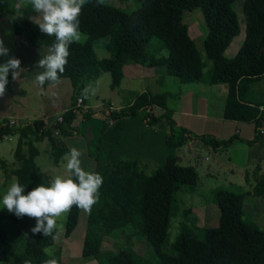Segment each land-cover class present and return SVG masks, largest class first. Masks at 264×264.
<instances>
[{"label": "trees", "instance_id": "1", "mask_svg": "<svg viewBox=\"0 0 264 264\" xmlns=\"http://www.w3.org/2000/svg\"><path fill=\"white\" fill-rule=\"evenodd\" d=\"M138 7L127 12L102 0L73 2L62 8L52 22L62 29L87 36L84 43L51 33L33 21L16 15L12 21L15 35L27 40L36 48L48 47L63 51L62 57L51 62L49 83L69 79L73 88L82 89L102 73L111 76L110 88L122 80L125 65L137 64L147 68L162 67L166 74L183 84L205 83L228 86L224 118L239 122L264 125V102L258 99L259 83L264 82V0H244L245 38L233 58L225 57L232 41L240 34L236 0H132ZM199 9L207 34L203 42L206 60L210 63L204 76L206 63L191 39L184 23L185 11ZM106 40L109 58L98 59L94 44ZM152 40H157L167 51V57H155L149 50ZM11 84V76L0 75V90ZM257 92V93H256ZM166 94H142L134 103L118 112H109L105 132L99 140L107 146L111 169H96L92 200L88 207L86 230L81 256L95 258L99 264H138L130 250L102 251L104 239L131 224L153 247L156 264H264V230L244 211L245 197L249 192L218 188L213 193L219 212L218 225L204 231L202 238L196 228L182 225L172 244L174 255L162 251L170 225L172 195L182 186L195 185L197 172L192 166H181L171 152L163 165L151 176L139 171L136 163L117 160L122 139L124 118L141 117L147 125L163 123L168 133L165 143L172 151L184 146L191 138L187 131L176 126L166 111L154 116L153 108H166ZM260 108H263L261 111ZM73 110L65 112L62 123L46 125L34 121L16 128L0 125V141L4 136H18L15 158L19 165L14 171L17 188L9 194L0 208V264H62L59 253L52 256L46 249L54 245L55 232L40 219L34 229L20 235L18 246L9 243V226L17 222L25 209L47 199L51 180L35 162L38 150L33 142L47 140L54 152V160L66 154L58 148L54 132L66 136L76 120ZM260 128V127H259ZM195 138L212 148L227 147L228 142L217 143L207 136ZM27 150L23 152V147ZM71 190L66 216L64 237L76 229L83 207L81 181L77 163L71 162ZM252 194L264 203V176L252 189ZM1 200V197H0Z\"/></svg>", "mask_w": 264, "mask_h": 264}, {"label": "crops", "instance_id": "2", "mask_svg": "<svg viewBox=\"0 0 264 264\" xmlns=\"http://www.w3.org/2000/svg\"><path fill=\"white\" fill-rule=\"evenodd\" d=\"M79 1L80 0H77L76 2ZM37 4L39 7L35 8L31 6L32 9L30 15L29 17L25 18L40 25L46 18L43 15V12L54 11L55 9L54 13L49 18L50 22L53 24L52 18L62 8L60 10L57 9L54 6L52 0H41L40 3ZM37 11H40L41 13L37 15ZM26 41L27 40L24 38L15 35L13 42L16 45V63L19 65L14 74H2L11 76V84L8 89L0 90V122L6 121L8 119H14L16 121V126L29 124L34 121H42L46 125H52L55 123L58 117H62V115L69 110H73L77 115L76 120L70 125V134L63 136L59 133H54V138L58 144V148L65 150L66 154L62 155L56 163L54 160V152L49 142L47 140L40 142L35 141L33 142V146L38 150V155L35 158L36 164L40 158L41 163H56V165L52 166H58L60 169L65 166L67 171V164L70 163L69 169L71 170L72 160L74 159L77 164L81 163L79 157L83 155L84 159L82 163L88 162L91 166V163H96L97 161L90 158L88 151L89 143L83 132L81 134L82 138L78 137V131L81 130V124L83 125L87 121L89 122L91 119H97L98 121L100 119L103 120V125L101 123V129L95 133L97 137L91 138L93 144H96L98 147V144H100L99 140L105 132L106 123L108 125L110 124V126L112 123L107 122L106 119L109 108L111 109L109 112L115 113L124 108L130 107L134 103L135 99L142 94H166V108L160 109L156 107V109L161 111L159 115L167 111L176 126L185 129L187 131V135L191 136L188 142L182 146L184 147V150L181 151V153L176 155L174 153L175 150L173 153L178 158V163L183 160L186 163H189L187 166H192L195 168L198 175L196 184L199 182V180H202L201 184H204V182L207 180L215 178L217 174L220 173L224 175L223 173H225V183L227 181L232 182L236 179H239L240 182H238V184L241 187L246 188L248 184L246 192H249V195L246 196L245 199L251 196V202H254L255 200L259 202L261 197L257 198L259 196L253 195L252 189L259 179L264 176V134H259V127L261 128L262 125L256 126L254 121L239 122L224 118L225 106L228 96L227 85L226 87H221L220 84L208 86H206L205 83L186 84L187 87H182L184 88L183 90H187V92L183 93L184 96L169 92L158 93L156 86H152L153 91L150 90V86L152 84L158 85L161 80V74H166L164 68L157 67L151 70V68L143 67L137 64H128L123 68L122 79L124 76L132 79L137 76L141 82L142 80L152 82L150 85L146 83L143 86L141 85L139 91L134 93V98H132V100L129 102L122 103L121 100L118 99V87L121 85V83L116 88H110L109 90V99L113 104L110 101H107L108 103L100 101V103L96 102L94 104L89 102V99L93 98V96H87L90 94V91L93 92L95 87H97V80L102 77L103 74H105L102 73L94 81L85 84L82 89L79 88L76 90L71 84L72 98L70 104H67L60 97L53 96L54 94L50 93L47 94L46 90V88L50 87L51 85L53 86L59 84L61 82L60 80L66 79H59L56 83L48 82L52 71L50 63L58 61L62 57L63 51L48 47H34L35 50H33L27 47ZM42 75H48V79L44 80ZM178 82L180 81L178 80ZM176 84L177 89L183 85V83H181V85H179V83ZM13 86H17L20 90L13 89ZM205 94H210L209 100L204 97ZM78 98L83 100L82 105H77ZM170 98L178 99L179 101V104L171 109H169L167 106V101ZM97 99L98 98L95 100ZM216 104H218L220 108L219 116L214 115L212 112V110L217 112L216 109L218 106ZM260 109L261 111L263 110V108ZM91 124L92 123H88V125L83 129L86 135L94 133V128ZM119 124L122 127V139L121 144L118 147L119 151L116 158L117 160L115 161H121L123 163H136L140 172L146 176H151L156 171H153V169L158 167V164H161L162 161L165 162L166 158L171 153L169 152L163 160L164 151L162 147L163 144L166 145V135L162 136V134L167 133V127L163 123H161L160 126L158 124L155 125L159 131H162L161 134L153 130L151 126L147 125L146 121L141 117L124 118L119 121ZM151 130L153 132H151ZM196 136H207L213 138L217 141V143H219V145L221 143L228 142L231 139L232 142L227 147L219 146L217 148H212L210 145H207L195 138ZM11 137H15L16 142L12 153L13 160H11L10 163H19L14 155L19 140L18 136H4L0 143L9 140ZM204 149L212 151L216 155L213 162H210L212 163L210 165L202 164L201 162L197 161L196 157L198 156L199 151ZM26 150L27 148L24 146L23 152ZM46 151L49 152L50 161L47 159ZM161 151L162 154H160ZM224 152L228 154L226 155V159H223L221 156ZM100 154H102V156L107 159L106 162L110 161L109 157L107 156V151L103 147H101ZM101 160L103 159L101 158ZM0 161H2V163H6L1 157ZM204 161L208 162V158H205ZM223 163L233 164L225 167ZM92 167L93 171H95L94 169L96 166L93 165ZM146 168L150 169L149 171H153V173L151 175H147L146 173L148 171L145 170ZM200 173L202 174L201 176ZM45 174L49 176L51 185L53 186L55 181L53 182L50 172H46ZM214 189H211V191L213 192ZM87 216L88 212L86 214V224Z\"/></svg>", "mask_w": 264, "mask_h": 264}, {"label": "rangeland", "instance_id": "3", "mask_svg": "<svg viewBox=\"0 0 264 264\" xmlns=\"http://www.w3.org/2000/svg\"><path fill=\"white\" fill-rule=\"evenodd\" d=\"M40 1L41 0H0V75L9 73L14 74L19 65L18 63H16V45L13 42L15 38V35L12 32L13 17L16 15L29 17L32 9L31 6L38 8L39 6L37 3H40ZM52 1L54 3V6L60 10L61 8H64L68 4L76 2L77 0ZM83 1L84 0H80L79 2L82 3ZM102 1L106 4L117 6L127 12H132L138 7V4L132 0ZM243 2L244 0H236L234 5V9L239 19L240 34L232 41L231 45L226 50L225 57L227 58H233L236 55L245 37L246 24L242 8ZM54 11L43 12V15L46 18L40 25L45 30L80 43H84L87 40V36L84 34L60 29L57 28L58 26L55 27L56 25H53L49 20ZM40 13V11H37V15H39ZM183 20L184 23L188 26L189 35L194 41L197 49L199 50L202 61L206 63V68L204 69L203 73L204 76H207L211 65L206 60L203 51V42L207 34V26L204 23L202 13L199 9H195L191 12L185 11L183 14ZM106 43L107 41L104 39L98 41L94 45V51L100 60L110 57V54L106 49ZM26 45L28 48L35 50V48H32V46L27 41ZM149 50L155 55V57H167L168 55L167 51L157 40H152L149 46ZM153 69L154 68H151V70ZM48 75H42L44 80L48 79ZM60 81L61 82L59 84L53 86L51 85L50 87L46 88L47 94H54L53 96H58L67 104H70L72 98L71 83L69 82V79H62ZM111 82L112 80L110 74H103L102 77L97 80V87H95V90L93 92H89L90 94L87 97L93 96V98L89 99V102L93 104L96 102L100 103V101L108 103L107 101H110L109 90ZM145 83L150 85L152 82L143 80L141 82L137 78V76L133 79L124 76L121 80V85L118 87V99L121 100L122 103L129 102L130 100H132V98H134V93H137L141 85L143 86ZM176 83H179V85H181V83L178 82L177 78L168 76L166 74H161V80L158 85L152 84L150 86V90L153 91L152 86H156V90L158 93L169 92L184 96L183 93L187 92V90H183L184 88L182 87H187V85L183 84L179 89H177ZM220 85L221 87H226V85L224 84ZM206 86H208V84H206ZM13 89L20 90L17 86H13ZM257 89L260 90L259 93L256 92L257 94H259L258 99L264 102V82L259 83ZM209 95L210 94H205L204 97L209 100ZM96 98L98 99L95 100ZM110 102L112 103V101ZM177 104H179L178 99L170 98L167 101V106L169 109L174 108L175 106H177ZM216 105L218 106V108L216 109L217 112L215 110H212V112L214 115L219 116L220 108L218 104ZM153 109L152 114L154 116H159L161 111L156 108ZM88 123H92L91 125L94 128V133L90 135H86L85 131H83ZM101 123L103 125L102 119H100L99 121L97 119H91L89 120V122L87 121L83 125L81 124V130L78 131V137L82 138L81 134L83 132L84 136L87 138V141L89 143L88 151L90 154V158L96 160L97 162L91 163L90 166L88 162L82 163L84 159L83 155L79 157L81 163L77 164V168L82 181L81 198L83 207L80 212L78 225L70 235V237H64L69 195L71 190V170L69 169L70 163L67 164L68 168L66 171L65 166L60 169L58 166H52L56 165V163H41V159L39 158L37 163L38 166L45 173L50 172L52 180L53 182H55L53 186H51L52 188H50V190L47 192V199H45L44 202L28 206L19 220L9 226L10 244L18 246L20 243H17V241L20 240V235L23 236L27 232L33 230L35 223L38 220L45 219L47 221V227L55 232L54 245L46 249V253L48 255L52 256L56 253H59L62 264H99L98 260H96L95 258H84L81 256V245L86 229V214L88 212L89 204L92 200L95 171L96 169L98 170L100 168L107 171H110L111 169V161L106 162L107 159L104 158L102 154H100L101 147L106 150L107 146L98 144V149L97 145L93 144V142L91 141L92 137H97L95 133L101 129ZM151 128L162 134V131H159L157 127L151 126ZM151 132L153 131L151 130ZM166 132L168 133V130ZM167 133L162 134V136H165ZM15 142L16 138L11 137L9 138V140L0 143V157L6 162L2 163V161H0V208H2L7 202L9 194L14 192L17 188V180L15 178L14 171L18 167L19 163H17L16 161V163H10L11 160H13L12 153L14 150ZM162 148L164 151V160L165 156L169 152L173 151L170 150L169 147H167L165 144H163ZM183 150L184 147H181L176 149L174 153L178 155ZM160 154H162V151L160 152ZM226 155L228 154L224 152L221 156L223 159H226ZM46 156L50 161L48 151H46ZM215 156L216 155L212 151L204 149L199 151V154L196 158L197 161L201 162L202 164L210 165L212 164L210 162H213ZM101 158L103 160H101ZM205 158H208V162L204 161ZM163 163L164 161H162L161 164H158V167H155L153 171L159 168V166H162ZM179 164L181 166H187V164L189 163H186L182 160ZM232 164L233 163H223L225 167ZM93 165L96 166V168L94 169L95 171H93ZM145 170L148 171L146 173L147 175H151L153 173V171H149L150 169L146 168ZM223 174L224 175L220 173L217 174L215 178L207 180L206 182H204V184H201L202 180H199V182L195 185L182 186L177 192L172 195L168 236L165 244L162 247V251L164 253L168 255L175 254L172 249V244L176 240V237L182 225L184 224H188L196 228L194 231H196L198 236H200L201 238L204 235V231L206 229L217 227L219 212L213 198V193L216 189L225 187L235 191L238 190L237 188H241L243 191H246V188H248V184L246 188L241 187L238 184V182H240L239 179H236L232 182L227 181L225 183L224 178H226V174ZM201 175L202 174L200 173V176ZM211 189H214L213 192L211 191ZM251 201V196L245 199V213L247 214V216H249V218H251L253 222L258 225L261 230H264V203L261 198L259 202L257 200H255L254 202ZM134 226L135 224H131L126 228L117 231V233H113L112 236L105 238L102 251L111 250L113 252H118L120 250H130V252L133 253L138 264H156V256L153 247Z\"/></svg>", "mask_w": 264, "mask_h": 264}, {"label": "built area", "instance_id": "4", "mask_svg": "<svg viewBox=\"0 0 264 264\" xmlns=\"http://www.w3.org/2000/svg\"><path fill=\"white\" fill-rule=\"evenodd\" d=\"M83 104V100L81 98H78L77 99V105H82ZM111 109L109 108V111ZM151 113L153 112L152 110L150 111ZM63 122V118L62 117H58L55 121V123H62ZM0 125H3V126H8L9 128H16L18 126H16V121L14 119H8L6 121H2L0 122ZM54 133H59V131H55ZM259 134L263 135L264 134V125L259 128Z\"/></svg>", "mask_w": 264, "mask_h": 264}]
</instances>
